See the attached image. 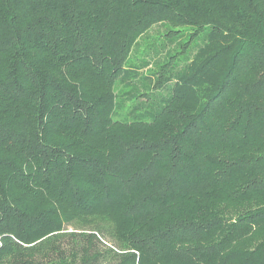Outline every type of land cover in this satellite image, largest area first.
Listing matches in <instances>:
<instances>
[{
    "label": "trees",
    "instance_id": "obj_1",
    "mask_svg": "<svg viewBox=\"0 0 264 264\" xmlns=\"http://www.w3.org/2000/svg\"><path fill=\"white\" fill-rule=\"evenodd\" d=\"M0 264H264V0H0Z\"/></svg>",
    "mask_w": 264,
    "mask_h": 264
},
{
    "label": "rangeland",
    "instance_id": "obj_2",
    "mask_svg": "<svg viewBox=\"0 0 264 264\" xmlns=\"http://www.w3.org/2000/svg\"><path fill=\"white\" fill-rule=\"evenodd\" d=\"M176 31V29H172L169 26H154L152 27L150 30H148L142 37H140L137 41V45L135 47H133V51L131 52L130 56H129V60L126 64V68L128 69H133L135 71H139V73L137 74L138 76L136 78H132L129 77L130 75H125V79L123 81H121L119 84H117L116 88L117 90L121 88V84L125 85L124 88L121 89V92H125V91H137L139 92V88L136 85H143L145 86V84L147 83V81L144 82V80H142V83H140V78L142 76L144 77H150V75L152 73H155V71L157 70V66L162 65L163 63H169L172 62L167 68H169L174 62L175 66L178 65V59L180 58H187L189 55V49H192V46L195 44H198L199 42L197 40H192L191 44L188 45L186 47V52H184V49H178V43L179 42H186L189 41L190 38V31H183L182 33H178V34H174L171 32ZM190 42V41H189ZM182 52V54L178 55L176 57V59L168 60L166 59L167 57V53L168 56L174 55L175 52ZM167 52V53H166ZM145 61V65H142V63ZM165 61V62H164ZM182 63H180L179 65H182ZM142 65V66H141ZM146 69H149L150 72L149 74H146L145 71ZM152 69V70H151ZM161 71L158 72L159 74H161ZM171 72L168 74L170 75ZM133 81V85L132 82ZM130 82V83H129ZM150 82H153V80H151ZM173 82H170L168 84H165L164 86L167 87V89H171ZM149 85L151 83H148ZM151 86V85H150ZM163 86V87H164ZM149 88V86L147 87ZM152 91V90H150ZM147 93V92H146ZM153 98V97H151ZM139 100V99H138ZM141 102H144V99L140 97ZM137 100H133L132 102H136ZM128 104H126L125 106H127ZM128 111V109H122L117 110L116 112L120 115H118V117L114 118L117 120H125L126 118V113ZM121 112H123V114H121ZM68 232L71 231V228H68L67 230Z\"/></svg>",
    "mask_w": 264,
    "mask_h": 264
}]
</instances>
